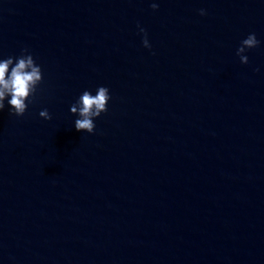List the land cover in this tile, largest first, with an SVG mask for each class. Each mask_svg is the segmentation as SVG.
<instances>
[{
	"label": "water",
	"instance_id": "95a60500",
	"mask_svg": "<svg viewBox=\"0 0 264 264\" xmlns=\"http://www.w3.org/2000/svg\"><path fill=\"white\" fill-rule=\"evenodd\" d=\"M152 2L0 0V55L44 70L0 113V264H264V0Z\"/></svg>",
	"mask_w": 264,
	"mask_h": 264
},
{
	"label": "clouds",
	"instance_id": "9594fccd",
	"mask_svg": "<svg viewBox=\"0 0 264 264\" xmlns=\"http://www.w3.org/2000/svg\"><path fill=\"white\" fill-rule=\"evenodd\" d=\"M152 9H158L159 4L153 0ZM199 14H207L206 9L201 8ZM139 32L143 34L142 44L151 49L152 44L148 38L147 31L137 24ZM261 41L254 32L247 34L236 49V55L242 64L249 62L246 54L249 50L260 45ZM259 71V68L256 69ZM44 80V70L37 63L34 55L28 48H21L19 55H0V113L6 108L9 115L23 116L29 105L35 100L40 85ZM93 90H83L75 101L70 105V112L76 117L74 127L78 132H95V121L102 113L108 111L109 102L112 99L111 91L107 86L98 85ZM39 116L45 120H51L52 115L47 108L39 112Z\"/></svg>",
	"mask_w": 264,
	"mask_h": 264
}]
</instances>
